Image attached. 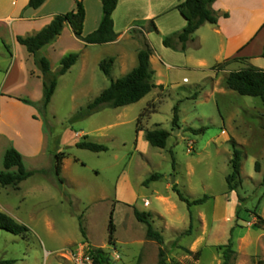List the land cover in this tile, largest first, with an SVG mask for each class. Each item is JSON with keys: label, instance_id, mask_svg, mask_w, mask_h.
Returning a JSON list of instances; mask_svg holds the SVG:
<instances>
[{"label": "rangeland", "instance_id": "rangeland-1", "mask_svg": "<svg viewBox=\"0 0 264 264\" xmlns=\"http://www.w3.org/2000/svg\"><path fill=\"white\" fill-rule=\"evenodd\" d=\"M139 27L126 33L133 45L126 41L113 47L95 45L92 51L97 63L116 57L118 47L128 54L135 46L142 49V36L136 34L140 38L137 41L129 34L132 29L138 32ZM143 27L148 28L147 24ZM174 28L165 21L157 28L158 34L149 33V39L148 34L145 38L152 54L177 65L186 62L161 43L164 36L176 31ZM32 31L23 22L0 30V94L33 104L18 103L21 106L11 108V101L0 96V114L12 118L10 131L17 135L11 134L12 140H0V172L3 151L17 145L25 169L33 173L16 187L0 186V212L28 229L22 236L0 231V261L74 264V258L88 250L101 251L112 264H158L162 250L166 264H221V246L227 244L230 230L233 264L264 260V228L254 226L253 215L264 219V106L259 98L243 97L227 89L224 80L228 71L237 68L232 61L224 65L223 72L224 63L212 66V75L208 72L202 80L186 70L160 66L165 85H157L153 79L156 88L139 102L102 109L76 120L73 117L109 86V80L98 64H91L85 88L73 89L71 78L68 82L65 79L52 104L43 111L35 100L36 83L26 73V51L14 39L15 33L28 36ZM213 47L208 41L190 54L212 63ZM123 75L114 65L109 78L116 80ZM174 106L178 107L177 128L171 126ZM31 111L37 124L29 120ZM154 129L169 133L164 149L152 148L144 140V132ZM200 129L202 133H192ZM38 131L42 140L34 147L27 138ZM82 141L107 150L93 153L75 148ZM231 141L241 153L234 192H228L226 184L231 173ZM57 154L64 156L58 177L54 169ZM154 174L161 178L143 186ZM171 176L184 197L209 199L187 208L172 191ZM133 208L150 213L153 228L163 238L162 245L146 239V227L135 220ZM110 215L114 225L111 240Z\"/></svg>", "mask_w": 264, "mask_h": 264}, {"label": "trees", "instance_id": "trees-1", "mask_svg": "<svg viewBox=\"0 0 264 264\" xmlns=\"http://www.w3.org/2000/svg\"><path fill=\"white\" fill-rule=\"evenodd\" d=\"M46 0H29L26 9L36 10L40 8ZM216 0H185L176 7L180 16L186 22L185 27L178 33H174L162 38V46L174 51L184 52L187 47V42L191 36L204 24L215 25L217 17L210 9L211 5ZM75 10L66 14L56 15L51 22L42 28L38 33L32 36H17L15 41L18 45L25 48L28 54L33 57L34 64L40 71L42 77V99L39 102L41 109L44 111L50 104L52 95L56 88L57 79L65 75L68 70L76 63L78 54L71 53L65 56L60 61L58 70L54 73L50 71V65L46 58L39 56V51L49 45L62 32L64 25H68L73 35L83 42L85 45H104L112 43L116 40L117 35L113 30L112 13L116 7L117 0H101L102 16L98 28L86 35H82L84 24V8L80 0H74ZM226 17V16H225ZM148 28L138 26V32L132 29L130 36L139 41L140 38L135 36L141 35L144 47L137 51V66L132 69L125 76L119 79L112 80L109 78L110 70L113 66L114 58H107L100 61L98 68L105 77L109 80V86L104 89L95 99H93L86 107L79 111L73 119L83 120L102 109H119L126 106L133 105L142 100L148 95L152 89L156 88L153 83V71L150 69L149 59L152 55V50L146 42L145 35L149 33L158 34L157 28L153 21L147 23ZM264 58V54H262ZM220 65V64H219ZM224 66V64H223ZM225 86L230 91L237 93L243 97L259 98L264 106V71L247 66L236 71H231L227 74L224 80ZM161 87V86H160ZM24 105H33L27 99L15 98ZM171 126L178 127V107L174 106L172 109ZM140 129L136 127V133ZM203 129L192 131L193 134L202 133ZM169 133L162 129H154L144 132V140L149 146L156 149H164L166 147ZM85 138V137H84ZM85 140V139H84ZM232 158L230 160L231 173L226 177V184L228 192H234L238 185V178L240 174V159L241 153L237 149L235 142L231 141ZM75 148L87 150L93 153H100L107 150L103 145L82 141L75 144ZM64 159L63 154L55 156V176L60 174L61 162ZM3 171L0 172V186L1 187H16L26 179L30 178L33 173L25 169L21 154L13 147L5 150L2 157ZM15 169V170H12ZM255 171L259 172L258 163H255ZM161 176L154 174L143 182V186H148L153 181H158ZM264 185V173H263ZM172 191L177 194L180 202L185 203L187 208L200 206L204 204L209 198L207 196L201 199L189 200L176 190V185L172 186ZM255 218L254 226L258 229L264 228V219L253 214ZM133 216L138 223L146 227V239L154 241L158 245H162L163 238L157 232L151 221L150 213L140 212L133 208ZM0 231H4L14 236H22L28 232L27 227L16 223L11 217L0 212ZM82 236L83 230L80 228ZM233 230H230V236L226 245L221 246L222 263L233 264L235 251L233 249L232 241ZM114 234V225L110 215L108 222V239L111 240ZM199 252L196 253L198 255ZM90 256L93 264H112L101 251H90ZM158 264H166L164 259V252L159 251ZM0 264H15V261H0ZM256 264H264V260H258Z\"/></svg>", "mask_w": 264, "mask_h": 264}, {"label": "crops", "instance_id": "crops-1", "mask_svg": "<svg viewBox=\"0 0 264 264\" xmlns=\"http://www.w3.org/2000/svg\"><path fill=\"white\" fill-rule=\"evenodd\" d=\"M28 1L29 0H0V12L3 10L2 13H0V30H10L14 24L23 22L27 23V25L32 28L33 31L28 35L32 36L47 26L56 15L66 14L75 10L74 0H46L45 3L36 10L26 9ZM80 1L84 8L82 35L86 36L98 28L102 16L101 0ZM184 1L185 0H117L116 7L111 16L113 30L114 33L117 34V38L114 42L104 44L103 46H118L122 41L128 42V45H133L134 42L129 40L126 33L130 28L144 26L149 21H153L155 27L158 29L163 22L169 21L175 25V28L172 30H176L169 35L180 32L185 27L186 22L180 16L176 7ZM210 9L217 17V23L215 25L207 23L202 25L191 36L184 52L168 49L181 55L186 63L175 65L166 62L159 55L155 56L152 54L150 56V69L153 71V79L156 80L157 85H165L161 80L163 74L161 73L160 66L166 67L168 70H177L179 68L186 70L187 72L197 75L199 80L206 78L208 72L209 75H212V66L222 63L225 65L228 61H232V64L237 66L235 70L231 71H236L247 66H252L264 71V58L262 57V54H264V0H216L211 5ZM92 11H94L93 15L90 13ZM92 16L93 21L90 23ZM150 35L151 34L147 35L148 39ZM17 36L20 35L15 33L14 39ZM208 41L214 43L212 63H207V61H204L201 57L193 58L194 56H191L190 53H192L193 50H200L205 46V42ZM94 46L95 45H85L73 35L68 25H64L60 35L39 51V56L48 60L51 73L58 70L60 61L65 56L71 53L78 54L76 63L65 75L57 79L56 88L48 107L54 101L56 93L65 79L66 82H68V78H71L69 81L72 85L74 84L73 89L78 86H80L79 88L86 87V73L89 66L91 64L94 66L96 64L99 65L100 63H97V57L93 54L92 48ZM125 50L126 49L123 47L117 48V52L115 53L116 57H113L114 62L112 66V68H114L115 65L119 72L124 74L123 76L137 66V46L133 48L132 54H128ZM11 59V66H13V64H15L13 56H11ZM24 60L27 62L26 73L28 77L31 81H35L36 83L37 95L35 96V100L39 103L42 99V77L40 71L35 66L33 57L28 54L27 51ZM21 68L24 70L22 66ZM128 69L129 71H127ZM223 71H225V67L222 68L221 72ZM231 71H228V73ZM10 74L11 73H9L8 76H10ZM8 79L7 77L6 81H8ZM183 82H186L185 78ZM0 96L6 97L8 101H11L9 102L10 105H12L11 108L21 106L18 104L20 102L15 100L17 97H11L5 94H0ZM9 119L0 114V140L3 138L12 140L11 134L13 137L17 136L10 131V126L13 121L11 117ZM29 120L31 123L37 124L32 118V111ZM33 134L27 139L29 143L31 142L34 144V147H36L35 142L38 141L40 143L42 135L39 131ZM14 147L20 154L22 153L17 145Z\"/></svg>", "mask_w": 264, "mask_h": 264}, {"label": "built area", "instance_id": "built-area-1", "mask_svg": "<svg viewBox=\"0 0 264 264\" xmlns=\"http://www.w3.org/2000/svg\"><path fill=\"white\" fill-rule=\"evenodd\" d=\"M74 264H93V260L90 256V252L86 250L85 252L78 254L74 258Z\"/></svg>", "mask_w": 264, "mask_h": 264}, {"label": "water", "instance_id": "water-1", "mask_svg": "<svg viewBox=\"0 0 264 264\" xmlns=\"http://www.w3.org/2000/svg\"><path fill=\"white\" fill-rule=\"evenodd\" d=\"M174 183H175L174 177H173V176H171V177H170V184H172V185H173Z\"/></svg>", "mask_w": 264, "mask_h": 264}]
</instances>
